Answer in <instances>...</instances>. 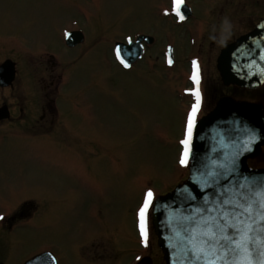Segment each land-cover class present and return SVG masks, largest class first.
Masks as SVG:
<instances>
[{"label":"rangeland","instance_id":"rangeland-1","mask_svg":"<svg viewBox=\"0 0 264 264\" xmlns=\"http://www.w3.org/2000/svg\"><path fill=\"white\" fill-rule=\"evenodd\" d=\"M184 1L193 8L185 23L175 20L173 0H0V61L11 54L19 61V94L31 82L26 111L43 102L36 83L42 61L69 62L60 90L74 94L47 127L0 128V211L35 204L27 223L1 225L12 233L0 236V257L23 264L48 250L61 264H99L92 253L106 244L107 264L135 263L145 191L163 193L187 175L179 159L192 107L182 101L190 58L199 51L211 72L221 44L264 17V0ZM72 29L86 42L64 44ZM140 33L154 45L145 60L121 68L115 41ZM168 43L174 65L163 63ZM9 93L0 89V102L15 103Z\"/></svg>","mask_w":264,"mask_h":264},{"label":"water","instance_id":"water-1","mask_svg":"<svg viewBox=\"0 0 264 264\" xmlns=\"http://www.w3.org/2000/svg\"><path fill=\"white\" fill-rule=\"evenodd\" d=\"M184 11L186 7H183ZM152 38L140 36L131 45H117L121 56L128 62L136 60L140 53V41ZM80 32H70L67 43L70 46L82 41ZM264 22L259 27L236 42L226 46L219 58V68L227 82L243 86L257 87L264 81ZM239 62L234 66L233 62ZM11 63L0 67V83L11 82L13 70ZM238 69V70H237ZM7 79V80H6ZM2 117V116H0ZM4 117V116H3ZM250 150L243 151V146L251 137ZM190 146V176L173 191L158 197L154 203L153 223L159 236L167 264H188L186 253L187 242L180 231L183 215L203 203V196H212L216 186L207 188L201 185L208 179L209 171L224 172L225 168H234L227 178L220 177V184H231L242 177H264V168L253 169L248 165V158L258 155L264 144V112L262 105L248 102H236L222 99L215 109L203 117L195 126ZM234 161V164H233ZM191 197V198H190ZM175 226V227H174ZM52 256L44 252L26 264H48Z\"/></svg>","mask_w":264,"mask_h":264},{"label":"snow or ice","instance_id":"snow-or-ice-1","mask_svg":"<svg viewBox=\"0 0 264 264\" xmlns=\"http://www.w3.org/2000/svg\"><path fill=\"white\" fill-rule=\"evenodd\" d=\"M183 2L173 0V12L180 20L185 18L181 13ZM116 55L124 68H130L131 65L121 56L119 49ZM261 59H264V55ZM167 63L171 65L172 59H168ZM190 78L194 87L186 89V92H190L195 101L187 114L186 136L181 141L184 146L179 159L181 166L188 163L192 130L201 105V77L199 63L195 59L192 61ZM252 139L255 137L244 144L243 151L250 150ZM220 167L225 168V171H209L206 174L208 179L201 185L202 189L216 186L214 194L204 195L200 206L180 217L182 223L176 234L181 235L182 232L187 242L185 254L189 257L188 264H264V177H242L231 184H220L221 176L227 178L228 174L235 171L224 165ZM153 200L154 192L149 188L138 208L140 236L145 245L148 239L147 216Z\"/></svg>","mask_w":264,"mask_h":264},{"label":"flooded vegetation","instance_id":"flooded-vegetation-1","mask_svg":"<svg viewBox=\"0 0 264 264\" xmlns=\"http://www.w3.org/2000/svg\"><path fill=\"white\" fill-rule=\"evenodd\" d=\"M249 3V0L247 1V4ZM247 6V5H246ZM254 6V4H253ZM219 14L222 13V16H224L225 14V7L223 6V4H221L220 10H219ZM234 15V14H233ZM249 18L252 20L253 15L251 13L248 14ZM247 17V14L246 16ZM262 20H264V17L262 18H258L256 21H253L250 25V27L246 28L243 32L239 33V35H237L236 37H233L231 39H229L226 42H223L221 44V46L219 47V52L222 50V48L234 41L236 38H238V36H240L243 33H246L252 29H254L256 27V25L261 22ZM216 44V40L213 39L212 40V45L214 46ZM218 55H216L215 62L213 64V68L212 70H210L211 72L207 73L208 70V64L204 65L203 67H201V75H202V82H204V87L202 89L203 91V99H202V106L199 110L200 113L204 114L207 111L211 110L213 108V106L215 105V103H217V101L225 96H229L231 98L234 99H238V100H254L253 98L244 95L247 92V88L244 87H239L237 84H230V85H225L223 83V81L221 80V77L216 69V58ZM210 64V63H209ZM59 66V63L56 60H53V62H51V66H46V68L49 69V72L47 73L46 69H44V78L42 79L44 83V92H43V100H44V104L42 103L40 106V108L37 107L36 103L34 106H36V110H32L31 113H28L25 109V107L23 106L22 103L20 102H16V103H8L9 105V109H10V116L7 119H2L0 120V128L3 127L4 124H8L10 128H15L16 125L18 124L17 127H19L20 130H25L27 125L32 126L31 121H33V123L37 124L40 122H43V124L47 127L50 123V121L52 120L51 117L52 116H56L55 114L57 113V110L54 108V104L55 103H59L60 99V93H59V86L57 84V80L58 78L62 77V74H59L57 71V67ZM15 86V85H14ZM14 86L12 88H14ZM249 91V90H248ZM254 91V90H251ZM253 93H260L264 95V84L257 88ZM14 95V94H13ZM257 99V98H256ZM263 103H264V98L260 99ZM259 101V100H258ZM41 111V114H40ZM48 117V118H47ZM47 118V119H46ZM43 120V121H40ZM42 127V126H41ZM28 203H26L25 205H27ZM22 209L21 211H19L17 214L14 212V210L10 211L12 212L11 215H9L4 222H8L11 223V221H13L15 219V217L18 216H28L29 214ZM5 228V227H4ZM5 230H1L0 229V236H2L3 232ZM5 234V233H4ZM8 234V233H6ZM5 234V235H6ZM9 235V234H8ZM97 245L94 243L93 247H96ZM4 254L2 255V257H0V262H3L4 264H12V258L10 255L5 256L6 258H4ZM109 258V254H106V244H105V251L103 253L101 252H94L92 253V258L95 262L99 263V264H106V261ZM61 264V262H60ZM135 264H160L159 260H158V254H156L155 256L151 255L150 257L146 258L145 260H139L137 261Z\"/></svg>","mask_w":264,"mask_h":264}]
</instances>
